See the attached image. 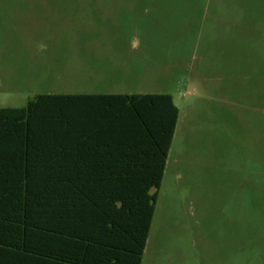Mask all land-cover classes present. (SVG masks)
Wrapping results in <instances>:
<instances>
[{
    "label": "rangeland",
    "instance_id": "1",
    "mask_svg": "<svg viewBox=\"0 0 264 264\" xmlns=\"http://www.w3.org/2000/svg\"><path fill=\"white\" fill-rule=\"evenodd\" d=\"M168 93L141 264H264V0H0V108Z\"/></svg>",
    "mask_w": 264,
    "mask_h": 264
},
{
    "label": "trees",
    "instance_id": "2",
    "mask_svg": "<svg viewBox=\"0 0 264 264\" xmlns=\"http://www.w3.org/2000/svg\"><path fill=\"white\" fill-rule=\"evenodd\" d=\"M84 98L0 108V264L142 263L179 110L168 93Z\"/></svg>",
    "mask_w": 264,
    "mask_h": 264
},
{
    "label": "crops",
    "instance_id": "3",
    "mask_svg": "<svg viewBox=\"0 0 264 264\" xmlns=\"http://www.w3.org/2000/svg\"><path fill=\"white\" fill-rule=\"evenodd\" d=\"M68 94H80L83 95L85 98L82 99L86 106L89 105H98L106 108L108 105H114V99L110 98L113 95H124V94H145V93H102V92H83V93H68ZM99 96H105L109 98H98ZM175 134V133H174ZM167 163V162H166ZM166 168V166H165ZM150 232V231H149ZM149 236V235H148Z\"/></svg>",
    "mask_w": 264,
    "mask_h": 264
}]
</instances>
